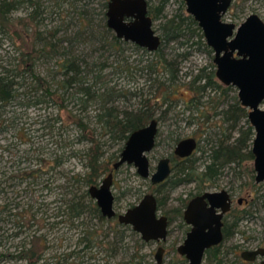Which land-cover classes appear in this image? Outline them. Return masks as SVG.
I'll list each match as a JSON object with an SVG mask.
<instances>
[{"label": "rangeland", "instance_id": "1", "mask_svg": "<svg viewBox=\"0 0 264 264\" xmlns=\"http://www.w3.org/2000/svg\"><path fill=\"white\" fill-rule=\"evenodd\" d=\"M38 1L41 2L43 12L36 19L31 16L35 9L31 3H24L14 10L12 17L17 33L12 30L10 35L3 38L0 32V39L2 37L3 40L0 57L18 56L21 59V52L32 51L37 57L36 72L51 80L58 74L57 58L51 54L52 41L59 47L62 46V49L65 46L66 50L72 49L82 54L91 62H103L107 59L109 66L103 72L105 80L110 85L117 86L120 91H125V96L117 101L120 109L133 110L144 99L154 102L156 98L164 97L166 87L156 90L151 86L150 74L135 70L141 60L148 56L144 50L129 44L122 46L119 48L123 52L121 56L128 57L133 68L123 72L115 69L119 54H112L109 46L101 40L105 34V0H82L79 3L64 0ZM182 1L169 0L166 6L167 15L180 13L182 8L187 11L186 3ZM252 13H258L264 19V0H234L224 20L239 25ZM158 23L159 21H155L154 27L160 34ZM78 31H83L84 34L76 39ZM39 34L47 37L49 44L46 53L35 52L44 44V41L38 39ZM197 39L195 36L187 43L171 42L164 47L168 57H176L179 53L186 52L189 55L186 58L177 56L181 62L176 84L181 92L172 96V105L167 113L163 111L169 109V103L162 101L155 113V118L159 119V133L156 146L149 154L152 171L156 170L160 158L171 156L177 144L176 139L187 137H196L199 140L198 149L192 158L195 165L202 170L207 154L204 150L210 147L207 139L218 138L220 126L228 125L221 120L222 116L215 114L227 104L223 103L216 110L207 102L209 97H214L215 100L218 98L214 92L209 91L202 99L205 103L200 106H208L206 114L212 115L209 121L204 116L199 117L197 112H192L196 111L195 105L191 103L189 107V103H186L193 96L188 86L190 80L202 68L207 71L216 69L213 50L210 52L207 47L196 44ZM25 76L26 85L20 89L21 92L28 91L34 85L32 76L28 73ZM57 76L60 77V74ZM229 94L231 97L238 96V89L233 86ZM19 101L26 103L28 98H20L0 108V253L14 252L23 241L28 242L33 238L35 241L39 238L42 249L45 244V257L50 261L57 259L55 257L59 255L80 251L85 245L79 243L86 226L80 224L83 220L87 227H96L99 230L98 242L93 248L73 255L67 264H159L156 253L160 246L165 247L162 264H187L186 258L178 252V246L183 243L190 226L183 216H175V209L185 208L184 200L188 202L197 195L195 183L180 184L175 188L167 185L160 187L159 184H153L150 178L140 176L132 164H124L114 171L112 189L116 196L115 209L118 213L139 203L147 193H154L158 198L166 200L161 213L172 216L173 220L168 239L164 242H146L133 229H126L124 235L115 233L117 218L112 222L102 221L96 216L85 214L82 219L69 221L67 215H62V205L78 186L71 176L85 171L84 151L91 145L90 139L95 137L103 143L104 159L110 161L111 165L120 158L126 141L113 140L110 135L105 134L102 123L97 122V115L102 110V103L99 101H94L87 109H83V105L78 103L74 95H66L64 104L67 107L60 111L62 120L55 114L59 107L48 100L30 106H20ZM72 114H79L77 118L83 117L90 130L83 132ZM82 133H88L89 136L78 140ZM236 133L235 131L234 134ZM56 156L62 162L54 169L48 167L49 161ZM30 172L34 173L30 175ZM107 175L108 173L103 175L96 185L99 186ZM255 175L254 159L246 160L240 165L237 162L228 163L222 168L217 183L206 189H227L232 194L234 202L233 210L227 216L229 223L234 221V211L247 209L250 212L240 221L235 233L222 243L228 264H259V261H242L241 257L242 251L246 249L264 246V182H256ZM240 198L248 201L239 204ZM21 223H24L23 227L19 226ZM102 240L104 243L100 242ZM236 245L239 247L232 250ZM0 264L20 263L3 258L0 259Z\"/></svg>", "mask_w": 264, "mask_h": 264}, {"label": "trees", "instance_id": "2", "mask_svg": "<svg viewBox=\"0 0 264 264\" xmlns=\"http://www.w3.org/2000/svg\"><path fill=\"white\" fill-rule=\"evenodd\" d=\"M64 1L79 3L82 0ZM148 1L150 14L156 22L159 21L158 29L162 38V45L157 51L150 52L146 48L116 36L114 31L107 25L106 12L109 0L104 1L106 11L104 12L103 29L105 34L104 38L101 37V40L104 41L106 46H109L108 49L112 50V54H119L115 69L121 72L128 71L133 67L128 57L121 56L123 52L119 48L129 44L144 50V53L148 54V56L141 60L140 65L135 70L150 74V78L152 77L150 79L151 86L156 88V90L166 87L162 99L156 98L154 102H151V99H144L136 109H120L117 101L125 96V91H120L117 86L110 85V82L105 80L103 72L109 66L107 59L103 62H91L86 57H83L82 54L76 53V51H72L70 48H68L70 50H66L65 46L62 49V46L59 47L57 43L51 41V54L57 58L56 72L58 73L57 75L60 74V77L54 75L51 80H47V78L36 72L37 57L33 55L34 52L32 51L21 52V59L18 56L11 58L0 57V108H4L6 105L20 98H24L25 100V97L28 98V102L19 101L20 106L38 105L48 100V102L59 107L55 114L58 119L62 120L60 111L67 107L64 104L66 95H74L78 103L83 105V109H87L94 101H99L102 103V110L97 115V122L102 123V128L106 130L105 134L110 135L111 139L120 141H127L133 131L145 126L155 118L156 110L160 108V101L169 103V109L163 111V113H167L172 105L170 103L172 96L181 92L176 84L179 78V65L181 62L177 59V56L186 58L189 52L179 53L176 57H168V54L164 52V47L171 42L187 43L191 38L196 36L198 37L195 42L196 44L207 47L210 52L213 49L206 43L203 30L198 22L192 15L187 13L185 8H182V12L169 16L166 13V6L169 0ZM182 2L185 3L184 0ZM24 3H31L35 6L33 13H31L32 18L36 19L42 14L41 2L38 0H0V32L3 38L8 34L10 35L12 30L17 33L12 13ZM89 22L93 23L90 19ZM83 34V31H78L75 38L79 39ZM38 39L44 41V44L43 47L35 50V52L42 54L46 51L49 43L47 37H43L41 34L38 35ZM2 41L1 37L0 48L2 47ZM142 62L145 63L142 65ZM27 73L32 76L34 85L30 86L28 91L21 92L20 89L26 85L25 75ZM188 86L189 90L193 92V96L186 103H189V107L191 103L195 105L196 111L192 110L193 113L197 112L199 117L204 116L209 121L212 115L206 114V110L209 109L208 106H204V108L200 106L205 103L202 99L208 95V92H214L218 98L215 100L214 97H209L207 102L211 108H215L216 110L223 103L227 104L226 107H223L215 114L222 116L221 120L228 125L226 127L220 126V136L218 138H214V140L207 139L210 142V147L204 150L207 154L202 170L195 165L193 158H187L180 161L179 165L175 166L170 177L162 184H159V186L167 185L175 188L180 184L195 183L198 190L197 194H200L209 185L217 183L222 174V168L226 164L237 162L240 165L246 160L254 159L252 146L255 131L248 119L249 109L242 106L237 95L231 97L229 91L233 86L222 85L216 77V69L212 68L207 71L206 68H202L200 73L190 80ZM212 103L213 105H211ZM71 116L76 118L83 132L90 130L89 125L83 121V117L77 118L80 116L79 114H72ZM160 118L162 119V117ZM242 122L243 124L240 125ZM235 131L237 132L236 135L234 134ZM91 132L94 134V131ZM88 136V133H82V136H78V140H82ZM90 141L91 145L84 151L85 171L71 176L78 186L72 191L73 195L63 203L62 207L64 209H62V215H67L69 221L82 219L85 214H90L102 221L112 222L114 218L109 219L102 215L100 208L90 195L89 189L91 186L96 185L103 175L109 174L112 171L114 172V164L111 165L110 161L104 159L102 142L98 141L95 137H92ZM178 141L180 140L176 139V142ZM61 162V158L56 156L53 160L49 161V166L54 169ZM29 174L31 175L32 172ZM157 199L159 209H164L166 200L158 197ZM187 204V200H184L183 206L185 208ZM185 208L178 207L175 209V216L184 217ZM233 213L234 221L229 223L226 220L224 228L225 240L235 233L240 221L250 212L247 209H242ZM13 214L15 215V213ZM168 217L171 224L173 217ZM80 224L86 225L83 230V236L79 238V243H85L80 251L76 250L62 254L55 257L57 259L50 261L45 257V244L42 249V243L39 242V238L37 241L33 238V240H29L28 242L23 241L19 249L14 252H1L0 259L16 260L20 264H67L73 255H79L81 251L93 248L96 242H98L99 230L96 227H87L86 222L83 220H81ZM116 224L118 226L115 227L114 231L117 234L124 235L126 229H133L130 225L121 224L118 220ZM19 226L23 227L24 223L19 224ZM120 227L123 229H120ZM14 234H17V232ZM100 242L104 243L103 240ZM238 247L239 245L233 246L232 250ZM225 255L226 253L223 252L222 244L213 247L207 250L205 257L207 262L204 264H228ZM135 264H140V262H136Z\"/></svg>", "mask_w": 264, "mask_h": 264}, {"label": "water", "instance_id": "3", "mask_svg": "<svg viewBox=\"0 0 264 264\" xmlns=\"http://www.w3.org/2000/svg\"><path fill=\"white\" fill-rule=\"evenodd\" d=\"M187 13L192 15L202 28L206 43L214 51L217 79L227 86L238 89V99L249 109L248 119L255 131L252 152L256 182H264V19L258 13L250 14L241 24L224 20L233 0H184ZM107 25L117 37L157 51L162 38L155 29V20L149 11L148 0H109ZM158 120L153 118L145 126L133 131L114 163V170L124 164H132L144 178L153 184L165 182L171 175L170 159L158 161L156 170L151 169L149 154L157 143ZM198 146L194 137L180 140L175 152L181 157L190 156ZM114 172H110L102 183L90 187L102 215L117 218L121 224L130 225L146 242H164L169 236V217L161 213L157 196L147 193L139 203L118 213L116 196L112 189ZM240 202L242 200L240 199ZM233 199L227 189L206 191L188 201L184 209V220L190 226L178 252L187 264H203L206 251L224 240V217L231 210ZM165 247L156 253L159 264ZM264 257V248L245 250L242 257L253 261ZM264 264V259L261 261Z\"/></svg>", "mask_w": 264, "mask_h": 264}, {"label": "flooded vegetation", "instance_id": "4", "mask_svg": "<svg viewBox=\"0 0 264 264\" xmlns=\"http://www.w3.org/2000/svg\"><path fill=\"white\" fill-rule=\"evenodd\" d=\"M234 1V0H233ZM229 11V10H228ZM158 133H159V130H158ZM157 137H158V135H157ZM194 138H196V137H194ZM182 140V139H181ZM196 140L198 141V146H199V140L196 138ZM179 142V141H178ZM178 142H177V144H178ZM177 144H176V146H177ZM176 146H175V148H174V152L171 154V156L169 157V156H167L169 159H170V165H171V168H172V171H171V174L173 173V170H174V168H175V166L177 165H179V162L180 161H182V160H185V159H187V158H192L193 157V155H194V153L196 152V150L198 149V146H197V148L194 150V152L190 155V156H188V157H181V156H179V155H177L176 154V152H175V149H176ZM162 158H164V157H162ZM162 158H160V159H162ZM159 159V160H160ZM177 161V162H176ZM48 167H50V166H48ZM48 171H49V169H48ZM32 173H34V172H32ZM170 177V176H169ZM162 184V183H161ZM207 189V187L204 189V191H202V193H200V194H203L204 192H206V191H209V190H206ZM231 194V193H230ZM197 195H199V194H197ZM196 195V196H197ZM231 196H232V194H231ZM195 197V196H194ZM193 198V197H192ZM232 199H233V196H232ZM240 199L242 200V202H240ZM240 199H238V203L239 204H242V203H244V202H247L248 201V199H246V198H240ZM233 202H234V199H233ZM232 210H233V205H232V208H231V210L225 215V217H224V228H225V225H226V220H227V216H228V214L230 213V212H232ZM223 231H224V229H223ZM225 241V231H224V240H223V242ZM222 242V243H223ZM222 243H220L219 245H221ZM219 245H216V246H219ZM216 246H213V247H216ZM213 247H211V248H213ZM261 247H263L264 248V246H258V247H256V248H261ZM210 248V249H211ZM256 248H254V249H256ZM209 250V249H208ZM246 250H252V249H246ZM245 251V250H244ZM207 252V251H206ZM242 253H243V251H242ZM242 253H241V256H242ZM205 257H206V254H205ZM242 261H244L245 259L242 257ZM264 259V257H262V256H258L255 260H253V261H249V262H254V261H259V264H261V261ZM245 261H248V260H245ZM205 263V258H204V262H203V264Z\"/></svg>", "mask_w": 264, "mask_h": 264}]
</instances>
